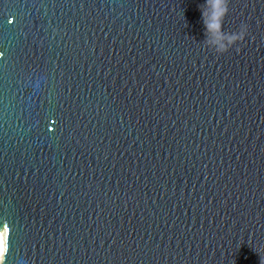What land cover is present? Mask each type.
I'll list each match as a JSON object with an SVG mask.
<instances>
[{"label":"water","instance_id":"obj_1","mask_svg":"<svg viewBox=\"0 0 264 264\" xmlns=\"http://www.w3.org/2000/svg\"><path fill=\"white\" fill-rule=\"evenodd\" d=\"M205 5L0 0V264H264V0Z\"/></svg>","mask_w":264,"mask_h":264},{"label":"clouds","instance_id":"obj_2","mask_svg":"<svg viewBox=\"0 0 264 264\" xmlns=\"http://www.w3.org/2000/svg\"><path fill=\"white\" fill-rule=\"evenodd\" d=\"M228 4L229 0H219V3H216L215 0H206V5L203 7L201 12V19L206 36H220L224 41L222 44L213 46L208 39L205 40L204 45L210 50L214 51V53L217 55H223L232 48H235L236 51H239L237 46L248 34V25L245 23H241L238 30L231 33L214 31L220 24L223 23L224 18L228 13Z\"/></svg>","mask_w":264,"mask_h":264},{"label":"snow or ice","instance_id":"obj_3","mask_svg":"<svg viewBox=\"0 0 264 264\" xmlns=\"http://www.w3.org/2000/svg\"><path fill=\"white\" fill-rule=\"evenodd\" d=\"M8 23H11V21H8ZM4 58V52L0 51V59ZM9 231V226L4 227V232L7 233ZM10 249L9 240L7 241V248L4 247V242L0 241V256H4L5 253H8Z\"/></svg>","mask_w":264,"mask_h":264},{"label":"bare ground","instance_id":"obj_4","mask_svg":"<svg viewBox=\"0 0 264 264\" xmlns=\"http://www.w3.org/2000/svg\"><path fill=\"white\" fill-rule=\"evenodd\" d=\"M0 241L4 242V235L3 234H0ZM2 259V256H0V261Z\"/></svg>","mask_w":264,"mask_h":264}]
</instances>
